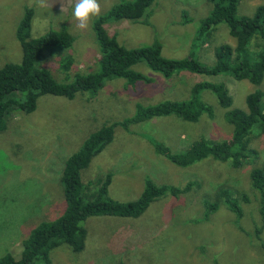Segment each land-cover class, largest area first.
Returning <instances> with one entry per match:
<instances>
[{"label": "rangeland", "instance_id": "1", "mask_svg": "<svg viewBox=\"0 0 264 264\" xmlns=\"http://www.w3.org/2000/svg\"><path fill=\"white\" fill-rule=\"evenodd\" d=\"M120 0H99L103 14ZM0 0V68L6 62H19L21 45L16 27L25 7L33 9L30 35L35 38L48 30L66 26L74 37L72 46L54 55H45L41 66L57 79L64 77L59 63L72 57L69 74L97 68L98 47L92 30L93 17L87 29H79L72 16L75 0ZM264 0H240L238 15H250ZM64 8L62 13L61 9ZM209 0H155L149 7V23L110 21V33L116 32L126 47L161 44L166 58H184L193 52L207 66L215 61V49L227 43L235 45L228 27L220 23L208 43L192 40L199 23L211 10ZM149 77L126 85L125 80L110 77L95 92H78L72 99L45 94L38 98L29 113L13 111L0 131V255L13 252L18 256L21 241L40 221L58 217L65 206L60 175L66 158L77 150L84 138L105 123L122 120L135 112L137 104L148 106L162 100H184L191 97L195 84L223 82L232 97V106L246 109V96L260 85L226 74L205 75L186 70L165 78L144 62L132 66ZM198 97L211 107V116L203 113L196 122L176 115L154 116L134 124L129 131L119 126L114 137L90 164L81 171L83 181L95 180L106 172L112 174L109 195L120 201L135 200L144 179L156 184L193 186L174 197L166 195L151 202L138 217L93 216L84 222L87 238L83 250L73 252L60 245L50 252L52 264H264V229L260 238L255 227L260 224L261 196L251 187L249 163L231 167L227 162L204 158L181 167L159 155L152 143L165 145L179 153L200 138L223 140L234 125L225 117L217 96L208 88ZM262 101L264 102V96ZM252 147L264 160V136H255ZM256 161V160H255ZM232 189L243 215L237 221L219 196ZM219 201V207L202 219L204 201ZM264 202V200H263Z\"/></svg>", "mask_w": 264, "mask_h": 264}, {"label": "trees", "instance_id": "2", "mask_svg": "<svg viewBox=\"0 0 264 264\" xmlns=\"http://www.w3.org/2000/svg\"><path fill=\"white\" fill-rule=\"evenodd\" d=\"M155 0H120L99 17L93 19L92 30L97 42L99 58L97 68L91 71L68 73L72 57L67 55L59 63L65 73L57 79L51 71L41 66V59L70 48L74 37L66 26L58 30H48L38 37H31L30 27L33 15L31 7H25L24 14L16 27V37L21 45L19 62H6L0 68V131L5 130L7 117L13 111L32 112L40 96L49 94L72 99L78 92L95 93L110 77L125 80L126 85L137 81L150 82V78L135 71L132 66L144 62L151 70L159 72L165 78L186 70L205 75L226 74L237 80L246 79L253 85H260L264 78V4L256 6L250 15H238L240 0H209L212 7L208 15L201 20L192 40L196 44L208 43L212 33L220 23L228 27L229 34L235 38V45L223 43L215 49V61L207 66L194 57L193 52L184 58H166L161 54V44L155 40L149 45L126 47L117 40V33H110L107 24L110 21H130L149 23L151 5ZM208 41V42H207ZM202 88L210 89L219 104L226 109L225 117L234 128L229 137L223 140L200 138L179 153H172L159 142L152 143L156 153L170 162L186 167L204 158L227 162L237 168L251 164L250 185L261 196L260 224L255 227V235L260 238L264 229V160L258 162L259 152L252 147L255 136H264V93L258 89L245 98L246 109L232 106L226 85L223 82H203L195 84L193 94L184 100H162L152 105L137 104L135 112L122 119L105 123L90 132L79 148L65 160L60 175V183L65 206L62 213L51 220L40 221L31 228L22 239L18 256L13 252L0 255V264H52V249L66 245L73 252L84 249L87 228L84 222L93 216L138 217L159 197L178 196L191 189L196 182H187L184 186L156 184L150 178L144 179L143 189L135 200L120 201L108 193L112 174L106 172L97 179L83 181L81 171L92 158L100 153L114 137V129L119 126L129 131L134 124L146 121L154 116L176 115L183 120L196 122L206 113L211 116V107L198 97ZM256 160V161H255ZM197 184V183H196ZM232 189L219 191L221 202L232 211L237 221L243 215ZM205 210L202 219H207L219 207V201H204ZM124 264V263H120Z\"/></svg>", "mask_w": 264, "mask_h": 264}, {"label": "clouds", "instance_id": "3", "mask_svg": "<svg viewBox=\"0 0 264 264\" xmlns=\"http://www.w3.org/2000/svg\"><path fill=\"white\" fill-rule=\"evenodd\" d=\"M39 7H46L47 0H39ZM62 13L64 8L61 9ZM102 9L99 0H75L72 11L73 18L78 22L77 27L81 30L89 27V22L93 17H99Z\"/></svg>", "mask_w": 264, "mask_h": 264}]
</instances>
